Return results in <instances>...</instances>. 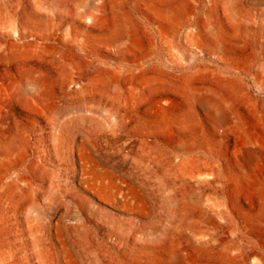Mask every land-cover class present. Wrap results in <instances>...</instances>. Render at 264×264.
Masks as SVG:
<instances>
[{
	"label": "rangeland",
	"instance_id": "obj_1",
	"mask_svg": "<svg viewBox=\"0 0 264 264\" xmlns=\"http://www.w3.org/2000/svg\"><path fill=\"white\" fill-rule=\"evenodd\" d=\"M108 110L130 124L111 133ZM79 118L92 172L140 193L121 235L83 216L101 264H264V0H0V264H38L20 180L57 228L42 240L89 264L72 193L45 201L71 162L55 122Z\"/></svg>",
	"mask_w": 264,
	"mask_h": 264
},
{
	"label": "bare ground",
	"instance_id": "obj_2",
	"mask_svg": "<svg viewBox=\"0 0 264 264\" xmlns=\"http://www.w3.org/2000/svg\"><path fill=\"white\" fill-rule=\"evenodd\" d=\"M39 81L41 83L44 82L43 79H39ZM135 99L137 101L139 97H135ZM103 120L113 134L117 133L121 125L122 127H126L130 124V122H126L123 117L110 110L107 111ZM140 120H143V118L140 115H136L135 121L139 122ZM87 123H89L88 118H79L71 125L65 122H55V127H58L57 129L60 132L58 140H66V156L68 161L70 160L71 162L69 171L64 174L58 172V175L56 177L54 176V178L49 182V190L45 193V201L52 206L54 205L57 212V210L65 203V196L62 195L61 191H59V187L62 189L65 188L68 192L72 193L70 204H75L78 208V219H73L74 217H71L70 219L75 221V225L66 226L64 229L69 231L73 237L77 239L78 244L86 249L88 252L89 264H101L99 255L92 249L89 243L90 239L84 227L85 218H83V216L93 218L97 221L100 220L108 224L110 229L120 233L121 235V233H124L123 228L126 216L130 215L134 217L131 219L133 221L138 220L141 217V207L139 202L140 193L133 186V184H124L125 182L122 179L121 181L112 180L109 177L110 175L108 176L104 173L96 174L95 172H92L90 162L91 155L89 150L84 147L85 140L83 137L75 135L76 130L83 128L84 124ZM96 125L99 126L98 123H96ZM6 153L7 152L3 151L0 152V156H3V159L0 160V170H4L10 166L9 162H7L8 157H6ZM149 153L151 154V152ZM117 154L121 155L122 162L124 164H126L127 160L130 158L129 154L122 152V150H120ZM116 160L117 157L114 158L115 162H117ZM134 163L135 165L138 163L142 164V162L138 160H135ZM39 172L40 170L38 169L37 173ZM145 175L146 180H154L155 184L159 187L162 196L165 195L164 200L167 202L166 210L168 215L171 216L175 211L172 206L174 196L171 195L168 186L161 179L157 178L154 169L151 167H146ZM61 182H63L62 186L60 184ZM33 186V183L30 181L20 180V183L16 184V187L9 188V198L12 199L13 202H18L20 200V202L22 201L24 203L23 206H26V221L28 224H32L30 226L32 228L30 235L32 236L34 258L37 259L36 261H38V264H65L67 258L65 256H60V252L57 250V245L55 243L58 235H55V238H52L54 240H45V242L39 235L40 228H48L50 235L52 231H55L57 234V228L52 225L54 224V221L48 220L46 213L39 212V197L34 193ZM55 223L58 224L57 221H55ZM138 234L136 233L135 236L139 237ZM58 241L59 240H57V242ZM58 243L60 244L62 242Z\"/></svg>",
	"mask_w": 264,
	"mask_h": 264
}]
</instances>
